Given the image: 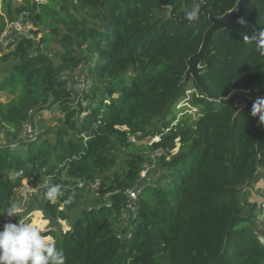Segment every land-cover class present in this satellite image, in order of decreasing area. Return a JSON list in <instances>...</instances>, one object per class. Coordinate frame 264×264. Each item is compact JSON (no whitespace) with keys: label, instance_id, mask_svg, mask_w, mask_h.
Returning <instances> with one entry per match:
<instances>
[{"label":"trees","instance_id":"16d2710c","mask_svg":"<svg viewBox=\"0 0 264 264\" xmlns=\"http://www.w3.org/2000/svg\"><path fill=\"white\" fill-rule=\"evenodd\" d=\"M238 1L3 2L6 15L27 16L34 30L0 57V94L14 97L0 101V125L18 141L0 146V217L24 180L36 177L46 191L52 183L65 189V197L36 207L52 225L69 223L65 233L45 234L64 250L66 264H264L257 207L239 196L264 171V125L244 103L223 105L186 81L187 61L211 26L206 15L185 22L186 12L198 3L222 17ZM53 43L59 52H50ZM78 48L93 59L83 91L65 79L84 63ZM261 49L264 0H254L239 23L215 35L203 59L201 79L210 94L241 93L252 105L261 98ZM192 88L198 117L169 122ZM53 111L64 117L55 133L19 138L35 113ZM152 152H161L159 176L124 226L126 192L153 163Z\"/></svg>","mask_w":264,"mask_h":264},{"label":"rangeland","instance_id":"374dc122","mask_svg":"<svg viewBox=\"0 0 264 264\" xmlns=\"http://www.w3.org/2000/svg\"><path fill=\"white\" fill-rule=\"evenodd\" d=\"M6 0H0V11L2 10V5L3 2H5ZM18 1V0H17ZM88 21V20H87ZM89 22V21H88ZM87 22V23H88ZM32 37V34H31ZM41 35H39L37 38H35L36 43L39 42ZM50 52H59L60 51V47L57 44H52L50 47ZM77 51L79 53H81L84 56V62L89 63L90 60L92 61L93 59H91L90 54L86 53L84 49L78 48ZM49 51L48 53L53 56V54H51ZM0 57H2L0 55ZM84 71L82 72V75H79L78 79H73V84H75L74 87H78L81 88V90L84 89H89L90 87V80H89V84L87 85V87H85V77H84ZM71 75H66L65 77L67 78H71ZM192 93L194 92V89H190L187 91V99L188 98H192ZM264 94V93H263ZM14 97L8 94H0V101L3 103H7L9 101H11ZM185 100H183L182 102H180L176 108L172 109L170 112V116H169V122H173V120L176 118L177 116V120H180L183 118V116L185 117L186 115L190 116L191 119H196L198 117L197 113H193V114H184L186 112V110L184 108H186L184 105ZM197 109V108H196ZM184 114V115H183ZM64 124V117L58 113L57 111H53V112H44L41 114H34L32 116L31 119H29L26 123L23 124V131L22 134L20 135L19 138H30L32 137L37 131H47V132H51V133H55L57 131V129L60 126H63ZM26 131V133H25ZM18 143V141L16 140V132L14 131H8L7 129H4L1 125H0V146L5 145V144H12V145H16ZM149 140H146L143 142V144H148ZM178 149V148H177ZM176 149V151H177ZM161 152H152L150 154V157L152 159V161H156L154 163V167L155 169L152 170V172L154 174H152L151 176H149V178H151L152 180H156L158 178V176L156 175V171L158 169V165H159V156H160ZM153 167V168H154ZM29 179V178H28ZM28 179L24 180L23 182V188L20 189L17 194H16V202L21 206V208L25 205H27V201H25V197L28 199L29 204L28 207L30 208H35L36 206H38L39 204H41L42 198L40 194H33V196L29 195V190L28 187H33L31 185L28 184ZM46 183H42L40 181L37 182V184L34 186V188H43L45 186ZM43 186V187H42ZM40 190V189H39ZM91 195V194H90ZM30 196V197H29ZM240 200L245 203V201H248L249 204L251 205H256L257 207V221H256V226H258L261 230H263L264 232V171L259 172L258 176L255 178V180L252 182L251 185H248L247 187L243 188L240 192ZM89 197V195H88ZM90 199V197L88 198ZM40 213V218L38 219L39 221L42 218V215L44 216V214L42 212H34V214H32L31 219H29V221H34L37 222L36 219L38 218V215L36 216V214ZM132 214L129 213L128 210H126L122 217L121 220L123 221V225H127L130 224V222L132 221ZM44 220H46L45 218H43ZM42 221V220H41ZM41 226L44 229V222L41 223ZM46 231H44L43 234H47L50 230H56L58 232H67L69 230V223L68 222H59L58 224H51L44 229ZM261 241L264 243V236H261Z\"/></svg>","mask_w":264,"mask_h":264},{"label":"clouds","instance_id":"9594fccd","mask_svg":"<svg viewBox=\"0 0 264 264\" xmlns=\"http://www.w3.org/2000/svg\"><path fill=\"white\" fill-rule=\"evenodd\" d=\"M199 13V4L194 3L186 17L194 20ZM264 55V49H261ZM252 116L258 117L264 125V98H257L253 103ZM74 193L63 200L70 204ZM46 197L51 202L65 197V189L61 184L52 183L47 187ZM8 217H19L18 223L7 222L0 230V264H66V255L62 248H57L50 236L44 233L41 224L29 221L21 215V206L11 203L2 214Z\"/></svg>","mask_w":264,"mask_h":264},{"label":"built area","instance_id":"2783aa9c","mask_svg":"<svg viewBox=\"0 0 264 264\" xmlns=\"http://www.w3.org/2000/svg\"><path fill=\"white\" fill-rule=\"evenodd\" d=\"M22 1L23 0H18V1L15 0L16 3H21ZM35 1L42 2L43 0H35ZM32 30H34V27L30 23V21L27 19V16L21 15L20 18L12 20L8 15H6L1 10L0 11V55L4 56L7 54H10L11 52H13L15 50V48L17 47V45L19 44V42L23 38L24 39L31 38L30 32ZM88 66H89V64L87 62H84L80 65V67L78 68V70L75 73L65 74V76L71 75L70 76L71 78L65 77V79L68 80V87L74 88V89L79 90V91H83V90H81V88L74 87L75 84L72 83L73 79H78L79 75L81 76L83 71H84L83 74H84L85 83H86L85 87H87V85L89 84L88 83L89 82ZM194 92L195 93H192L191 95H193V94L198 95V92L195 89H194ZM260 97L264 98V94H262ZM186 99H187V94H186V97L183 99V100H185L183 103L185 104L184 106L186 107V108H184L186 110V112L184 114H188V113L193 114L195 112L197 113L198 109H196V107L193 106L192 103L190 102L191 98H188V100H186ZM159 140H160L159 138H156L153 141L157 142ZM155 162L156 161L153 160L152 164H146L143 166V170L141 172L140 179H139V182L137 183V186H135L131 189H128L126 192L127 197H128L127 210L133 215V217H135V213L137 212V209H138V199H139L141 192L143 191L145 186L155 183V180H152L151 178H149V176L154 174L152 172V170L155 169V167H154ZM158 169L156 171L157 176H159ZM28 180H29L28 184L33 186L30 188L28 187L29 195L33 196V194H40L42 199L48 200L46 197V190H45L46 184L44 187L42 186L43 188H37L36 189V188H34V186L38 182L36 177H31ZM44 183H46V182H44ZM25 201H27V205H25L21 208L22 217H25L29 220V219H31V216H32V214H34V212H36V213L42 212L41 209L38 207H36V209L28 207L29 201L26 197H25ZM43 218H45V217L42 215L41 220L45 224L44 229H46L50 225V221L44 220ZM18 221H19V217H8L7 215L2 216V217H0V230H2L3 225L5 223H7V222L18 223ZM44 231H46V230H44Z\"/></svg>","mask_w":264,"mask_h":264},{"label":"water","instance_id":"95a60500","mask_svg":"<svg viewBox=\"0 0 264 264\" xmlns=\"http://www.w3.org/2000/svg\"><path fill=\"white\" fill-rule=\"evenodd\" d=\"M253 1L254 0H239L236 7L222 17L215 16L213 9L208 8L207 5H203L199 8V13L194 20L185 21L190 24L196 23L200 20L202 15L208 16L211 21L210 28L204 34L203 43L199 52L187 61L188 70L186 72V81L192 78L205 95L212 97L214 100L223 105H235L237 102H242L245 105V110L251 111L253 107L251 101L241 93H235L228 99L213 97L208 88L202 82L201 74L204 72V68L201 67V65L204 57L207 56L212 49L215 35L220 31L239 23L242 18L247 15L248 8Z\"/></svg>","mask_w":264,"mask_h":264},{"label":"crops","instance_id":"0c3cea01","mask_svg":"<svg viewBox=\"0 0 264 264\" xmlns=\"http://www.w3.org/2000/svg\"><path fill=\"white\" fill-rule=\"evenodd\" d=\"M16 203H17V202H16ZM36 216H37V214H36ZM38 218H40V217H38ZM36 221H39V220L36 219ZM39 222H40V221H39ZM42 222H43V221H42ZM50 237H51V236H50ZM51 238H52V237H51ZM52 240L54 241V238H52Z\"/></svg>","mask_w":264,"mask_h":264}]
</instances>
